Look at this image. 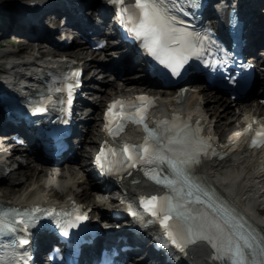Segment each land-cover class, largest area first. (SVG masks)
Returning a JSON list of instances; mask_svg holds the SVG:
<instances>
[{
	"label": "snow or ice",
	"instance_id": "snow-or-ice-1",
	"mask_svg": "<svg viewBox=\"0 0 264 264\" xmlns=\"http://www.w3.org/2000/svg\"><path fill=\"white\" fill-rule=\"evenodd\" d=\"M114 2L117 4V16L128 29L129 35L139 40L140 47L158 62L154 64L155 70L165 74L179 76L191 70V58L201 57L207 47L206 41L211 40V36L204 34L210 30L194 31L174 11L178 9L180 12H187L189 16L194 15L188 6L198 7L197 0H134V3L123 6H120L123 0ZM229 62L227 53L222 59L203 61L213 75L218 74L221 78L224 77ZM227 75L235 83L231 73ZM66 90L68 103L71 104L75 85L67 83ZM52 99L48 97V101ZM42 102L47 101L42 98ZM151 102H154L152 98L145 94L109 102L105 112V129L110 134L116 135L129 119L143 124L146 134L140 144L121 141L117 146L108 144L106 148L107 142L102 143L96 153L97 161L102 162V158L109 161L102 165V171H110L116 164L156 165L155 171H149L145 167V173L164 184L168 191L159 196H141L140 202L145 211L159 220L163 227L162 236L170 244L183 249L192 240L204 239L213 249L212 258L222 264H264V229L245 223L234 209L196 176L195 166L200 161L201 153L207 155L209 151L207 138L200 135L198 128L177 120V114H173L172 120H157L155 126L150 127L145 122V110ZM117 108L118 110H114ZM133 108L134 111L128 110ZM32 111L43 112L45 109L37 105ZM257 137L261 139L258 140ZM252 143H264V125L256 131ZM165 164L168 172L163 171ZM128 211L134 216L140 215L133 210L131 204ZM56 212L54 207L49 211L39 205L19 212L12 208L5 209L0 211V231L15 233L22 227L28 233L30 227L43 226L42 217L53 216ZM60 213L55 223L65 234L70 227L87 219L81 214L79 205L74 206L72 213H64L63 210ZM13 220L19 221V224ZM29 239L31 234L20 235L11 241L9 251H12L13 256L14 245H27ZM0 261L4 264H23L22 258L5 261L2 252Z\"/></svg>",
	"mask_w": 264,
	"mask_h": 264
},
{
	"label": "bare ground",
	"instance_id": "bare-ground-1",
	"mask_svg": "<svg viewBox=\"0 0 264 264\" xmlns=\"http://www.w3.org/2000/svg\"><path fill=\"white\" fill-rule=\"evenodd\" d=\"M100 1L86 0L85 2L90 6L96 5ZM241 1L248 2V0ZM52 2L55 3L54 0ZM259 2L261 9L258 10V13L260 15H257L259 17L257 21L255 19L252 21L254 25L251 27L250 35L251 43L258 46L260 52L262 50L264 52L263 46L259 45V41L261 43V40L264 39V4L263 0ZM44 6L46 7V5ZM44 8L31 9L23 6V8L15 10V14L25 20L27 19L26 23H22L21 26H28L34 31L41 29L42 24L39 17L33 19H28V17L39 16ZM253 11H255V7ZM0 26H4V23L0 22ZM6 31L3 29L2 32L6 33ZM57 35L61 37L60 33ZM68 35L75 37L74 32L68 31ZM84 40L74 39L69 50L57 52L49 48L47 39L30 41L25 38H18V50L8 49L2 53L3 56H16L11 62H8L11 65L0 64V66L2 65L0 70L5 73L7 81L16 84L17 89L21 91L37 85V81L32 76L38 74L43 67L63 65L65 60L60 58V54L69 55L82 61L85 66V73H89L91 79H98L99 75H106L103 69L112 71L108 76H116L117 79L106 80L101 84L99 91H93L91 94H100L101 98L97 104L88 106L92 111V117L91 115L87 116L92 118L88 122V135L82 141L80 149L75 152L76 154L81 153L82 157H85L88 147L95 145L98 141L99 127L97 128V126L101 112L97 115V109L104 102V96L109 95L110 97L118 93L138 91L148 82L143 75V67L140 64L138 66L133 58L123 54L120 56L121 66L120 64L116 65L113 61L115 57L110 51L98 52L92 49L90 45L88 46L87 41ZM0 41L2 42L1 37ZM101 54L105 55L108 64H97L101 61L99 60ZM136 64L137 66H135ZM132 66L135 67L132 68ZM132 69L139 70L132 75L126 74ZM134 88L137 89L133 90ZM183 88H185L183 92L178 89L179 93L169 89L160 91L161 93L156 92L158 105L153 111V116L169 114L171 111L177 110L189 112L202 119L207 130L212 133V137L222 142L219 147L222 152L226 153V156L222 159L211 158L204 161L200 166V174L264 229V147L249 149L246 145L248 126L255 120L264 118V103L261 101L264 100V96L260 99L253 98L236 102L228 97L217 96L202 86L189 87L184 85ZM136 135L137 130L135 129H131L127 134L128 137H136ZM75 153L65 161L73 158ZM82 160L84 159L82 158ZM33 161L34 159L29 158L28 161L19 163L17 169H11L3 175H1L2 168L0 166V177L7 182V186L3 187L6 191L0 195V201L26 203L32 200L60 199L63 201L75 197L86 203L88 207H92L94 211L106 215L103 201L105 199L100 196L96 197L92 193L96 186L93 184V175L86 170L85 166L79 165L78 169L75 170L76 163L54 161L44 164ZM129 178L131 176L119 179L122 187L128 192H132L136 188L147 189V184L143 180L131 183L128 181ZM94 183L96 184V182ZM152 191H156V187ZM110 202L113 201L110 200ZM187 256L190 258V264H210L207 249L202 245L188 249ZM139 264L141 263L139 262Z\"/></svg>",
	"mask_w": 264,
	"mask_h": 264
},
{
	"label": "rangeland",
	"instance_id": "rangeland-1",
	"mask_svg": "<svg viewBox=\"0 0 264 264\" xmlns=\"http://www.w3.org/2000/svg\"><path fill=\"white\" fill-rule=\"evenodd\" d=\"M21 1H23V0H15V1H13V2H11V1H9V0H0V9L1 10H4L5 9V6H7L8 4H12V3H15V4H17L18 2H21ZM3 16V13H1L0 12V18ZM0 37L2 38V42L0 41V55H1V53H3L5 50H8V49H15V50H18L19 49V43H18V37L16 36V35H14V34H11V33H4V32H0ZM66 40H70V41H72V38H70V37H66ZM50 48V47H49ZM70 48H67L66 50H69ZM3 59V58H2ZM0 62H1V57H0ZM1 64V63H0ZM2 66V65H1ZM0 66V68H2ZM135 66H137V64L135 65ZM134 66V67H135ZM139 66V65H138ZM133 66H132V68H134ZM136 68H138V67H136ZM139 69H137V70H130V71H128V73H126V74H135L137 71H138ZM104 71V70H103ZM101 74H103V73H101ZM106 75H99L98 76V79H96V81H100L101 83H104V82H106V80H113V79H117V77L116 76H108V74H110V73H105ZM125 74V73H124ZM134 89H137V88H134ZM133 89V90H134ZM109 97V95H106V96H104V100L106 99V98H108ZM101 98V96H100V94L99 95H97L96 97H95V100H94V104L96 103L97 104V102L99 101V99ZM98 113V112H97ZM89 127V126H88ZM81 154V153H80ZM86 155H88L87 153H86ZM81 156V155H80ZM78 157H79V155H78ZM7 182L5 181V180H1L0 179V195L4 192V191H6V189H3V187H5V186H7V184H6Z\"/></svg>",
	"mask_w": 264,
	"mask_h": 264
}]
</instances>
